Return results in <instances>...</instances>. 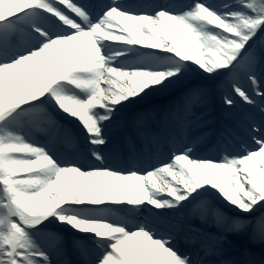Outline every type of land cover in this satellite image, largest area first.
Wrapping results in <instances>:
<instances>
[{
  "label": "snow or ice",
  "instance_id": "snow-or-ice-1",
  "mask_svg": "<svg viewBox=\"0 0 264 264\" xmlns=\"http://www.w3.org/2000/svg\"><path fill=\"white\" fill-rule=\"evenodd\" d=\"M0 264H264V0H0Z\"/></svg>",
  "mask_w": 264,
  "mask_h": 264
}]
</instances>
